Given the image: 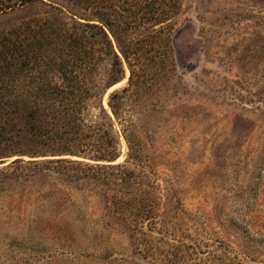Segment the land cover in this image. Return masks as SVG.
I'll return each mask as SVG.
<instances>
[{
  "label": "rangeland",
  "instance_id": "1",
  "mask_svg": "<svg viewBox=\"0 0 264 264\" xmlns=\"http://www.w3.org/2000/svg\"><path fill=\"white\" fill-rule=\"evenodd\" d=\"M139 4L170 11L151 27L168 26L167 57L131 83L108 31L123 74L102 105L119 135L114 164L126 161L124 132L134 131L141 158L132 162L147 178L130 197L148 190L153 220L132 229L136 218L111 211L105 189L9 169L0 172V264H264V0H35L0 8V33L32 18L127 28ZM58 158L11 154L0 170Z\"/></svg>",
  "mask_w": 264,
  "mask_h": 264
},
{
  "label": "trees",
  "instance_id": "2",
  "mask_svg": "<svg viewBox=\"0 0 264 264\" xmlns=\"http://www.w3.org/2000/svg\"><path fill=\"white\" fill-rule=\"evenodd\" d=\"M33 1L1 0L0 8ZM132 12L127 28L101 17L97 22L61 18L60 23L32 18L0 33V157H59L16 159L0 172L26 169L32 175L55 174L62 181L105 189L111 211L136 218L130 221L135 229L140 220L154 217L148 190L139 189L141 198L130 197L133 187H140V178L147 176L134 169L141 165L132 161L138 162L141 154L133 148L134 131L129 128L124 132L127 159L114 164L120 157V140L102 98L121 80L123 66L108 31L130 68L132 83L150 64L166 59L168 26L151 27L166 21L170 11L139 4ZM108 61L103 79L100 70ZM120 96L113 93L109 101L117 118ZM94 110L98 115L89 121Z\"/></svg>",
  "mask_w": 264,
  "mask_h": 264
},
{
  "label": "bare ground",
  "instance_id": "3",
  "mask_svg": "<svg viewBox=\"0 0 264 264\" xmlns=\"http://www.w3.org/2000/svg\"><path fill=\"white\" fill-rule=\"evenodd\" d=\"M116 87H118V86H115L114 88H116ZM114 88H113V89H114Z\"/></svg>",
  "mask_w": 264,
  "mask_h": 264
}]
</instances>
